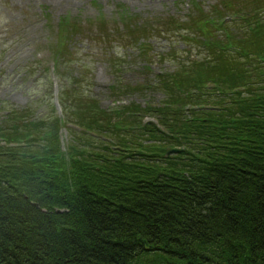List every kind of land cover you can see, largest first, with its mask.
Wrapping results in <instances>:
<instances>
[{
    "label": "trees",
    "instance_id": "1",
    "mask_svg": "<svg viewBox=\"0 0 264 264\" xmlns=\"http://www.w3.org/2000/svg\"><path fill=\"white\" fill-rule=\"evenodd\" d=\"M246 3L221 1L219 16L194 3L206 58L155 76L167 100L146 111L164 130L138 128L135 105L100 117L79 105L77 125L137 154L98 160L69 128L64 151L55 117L0 128V264H264V1ZM71 27H59L65 61Z\"/></svg>",
    "mask_w": 264,
    "mask_h": 264
},
{
    "label": "rangeland",
    "instance_id": "2",
    "mask_svg": "<svg viewBox=\"0 0 264 264\" xmlns=\"http://www.w3.org/2000/svg\"><path fill=\"white\" fill-rule=\"evenodd\" d=\"M221 1L226 0H0V128L20 125L26 119L20 114L32 115L29 119L35 121L55 117L66 127L75 123L72 117L83 103L95 117L112 109L115 101L157 107L167 96L156 73H171L206 58L202 44H196L197 32L188 27L194 3L219 16L214 12L223 9ZM247 8L251 9L248 4ZM64 20L73 25L68 37L64 35L68 62L56 59L53 48ZM172 20L184 24L176 27ZM137 40L144 45H135ZM75 83L77 89L68 88ZM72 102L78 104L74 111L68 109ZM149 116L141 113L139 118L147 121ZM73 136L60 131L64 149L77 140ZM109 137L106 133L90 140L78 136L79 144H93V149L100 142L114 144Z\"/></svg>",
    "mask_w": 264,
    "mask_h": 264
},
{
    "label": "water",
    "instance_id": "3",
    "mask_svg": "<svg viewBox=\"0 0 264 264\" xmlns=\"http://www.w3.org/2000/svg\"><path fill=\"white\" fill-rule=\"evenodd\" d=\"M35 204V206L37 205L36 203H34ZM57 212H62V210H57Z\"/></svg>",
    "mask_w": 264,
    "mask_h": 264
}]
</instances>
